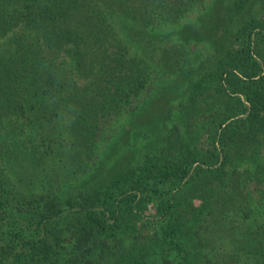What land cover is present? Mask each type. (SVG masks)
Here are the masks:
<instances>
[{"label":"trees","instance_id":"1","mask_svg":"<svg viewBox=\"0 0 264 264\" xmlns=\"http://www.w3.org/2000/svg\"><path fill=\"white\" fill-rule=\"evenodd\" d=\"M167 1L165 24L199 8L193 17L200 27L186 28L190 21L171 28L188 29L202 49L185 68L188 105L201 114V95L216 101L211 118L188 137L204 133L209 146L195 150L187 136L167 134L140 162L62 195L50 182L33 190L48 181L52 138L30 130L34 111L62 110L66 87L58 54L79 53L70 73L80 76L66 91L85 94L63 104L82 108L88 96L108 99L113 84L101 80L103 72L112 75L131 56L125 45L109 51L107 34L94 28L91 8L79 0H0V264H264V220L250 217L264 214V0ZM175 65L182 66V58L176 56ZM133 84L119 79L113 86L127 95ZM38 121L41 128L43 118ZM225 207L243 213L253 244L247 252L257 258L196 260L183 233L191 216L210 223ZM144 222L152 223L149 239L140 237Z\"/></svg>","mask_w":264,"mask_h":264},{"label":"rangeland","instance_id":"2","mask_svg":"<svg viewBox=\"0 0 264 264\" xmlns=\"http://www.w3.org/2000/svg\"><path fill=\"white\" fill-rule=\"evenodd\" d=\"M79 1L91 8L97 22L94 28L98 25L107 34L105 43L109 51L119 48L118 44L125 45L128 56H131L112 69V75L111 70L106 73L105 69L102 78L107 77L101 80L110 78L109 81L115 86L119 79H131L134 84L132 90L128 89L127 95L119 93L110 85L111 94L105 102L102 98L99 100L88 96L83 100L84 108L80 104L72 107L73 102L80 101L81 94H85L76 88L66 91L80 76L79 72L78 75L70 73L72 56L76 57L79 53L60 51L58 58L63 59L60 62V80L66 87L59 100V109L62 110L54 114L31 113L36 116V120L30 124V130L39 129L43 135L52 138L51 147L47 149L49 156L45 155L48 157L45 175L48 181L41 180L34 187L35 192L42 191L46 188L43 185L50 182L52 187H61L59 193L65 195L78 188L79 184L102 181L114 170L140 162L146 154L157 151L167 134L175 140L183 135L188 137L194 128L200 132L204 120L211 118L208 115L212 109L210 105L213 106L216 101H211V96L201 95L197 102L201 114L188 105L190 75L185 68L193 67L190 63L197 60L202 49L197 44L198 39L190 36L188 29L184 33L183 27L181 31L171 28L173 23L181 27L190 21L186 28L200 27L201 19L193 17L199 8L188 11L177 22L165 24L171 19L167 0ZM183 50L188 53L184 57L180 55ZM176 56L182 58V66L175 65ZM83 85L81 83L80 88ZM70 97L74 101L66 106ZM213 97L216 98L215 95ZM64 100L66 105L63 104ZM80 112L81 116H77ZM40 117L43 118V124L38 128L36 124H39ZM85 117L86 121L81 123ZM188 138L190 140L184 141L195 150L205 151L209 146L204 133L194 139ZM261 147L264 161V143ZM256 214L260 220H264V214L257 212L250 217H256ZM213 215L214 221L210 223L203 215L191 216L192 225L183 232L189 241L191 256H196V260L202 258L210 261L220 256L239 261L249 259L245 255L252 259L256 257V253L249 255L247 252L250 247L253 248V244L245 233L247 224L243 222L242 212H232L225 207ZM144 223L140 237L149 239L153 236L152 223ZM144 239L142 242L149 241Z\"/></svg>","mask_w":264,"mask_h":264}]
</instances>
